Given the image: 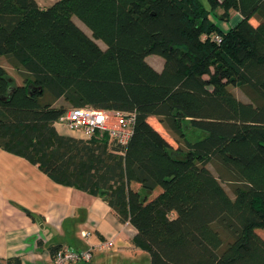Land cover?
Returning <instances> with one entry per match:
<instances>
[{
  "label": "trees",
  "instance_id": "obj_1",
  "mask_svg": "<svg viewBox=\"0 0 264 264\" xmlns=\"http://www.w3.org/2000/svg\"><path fill=\"white\" fill-rule=\"evenodd\" d=\"M208 3L0 0V57L21 79L0 61V147L105 200L150 264H264V0ZM83 106L134 112L130 137L59 132Z\"/></svg>",
  "mask_w": 264,
  "mask_h": 264
},
{
  "label": "crops",
  "instance_id": "obj_2",
  "mask_svg": "<svg viewBox=\"0 0 264 264\" xmlns=\"http://www.w3.org/2000/svg\"><path fill=\"white\" fill-rule=\"evenodd\" d=\"M56 127L61 132L58 122ZM74 132L61 133L80 137ZM135 233L101 197L56 183L24 157L0 147V264L12 257L21 264H51V246L93 248L88 261L72 264H150L149 254L132 242ZM106 238H112V245L99 248Z\"/></svg>",
  "mask_w": 264,
  "mask_h": 264
},
{
  "label": "built area",
  "instance_id": "obj_3",
  "mask_svg": "<svg viewBox=\"0 0 264 264\" xmlns=\"http://www.w3.org/2000/svg\"><path fill=\"white\" fill-rule=\"evenodd\" d=\"M135 113L121 110L96 109L89 106L72 107L60 119L82 138H89L95 132L107 131L121 143L130 137L135 123ZM88 231L82 235L87 236ZM112 245V238H106L98 243L99 248ZM93 248L75 250L61 246L52 256L51 264H72L75 261H88L92 257Z\"/></svg>",
  "mask_w": 264,
  "mask_h": 264
},
{
  "label": "rangeland",
  "instance_id": "obj_4",
  "mask_svg": "<svg viewBox=\"0 0 264 264\" xmlns=\"http://www.w3.org/2000/svg\"><path fill=\"white\" fill-rule=\"evenodd\" d=\"M54 1L56 0H37V2L39 3V5L43 6V7H47L49 6L50 4H52ZM201 2L203 3L204 6H208L209 3H208V0H201ZM211 18H213L215 21L217 20L216 16H211ZM232 19L229 21V22H218L222 25V27H228L229 25H231L232 23H235L238 19H239V15L238 14H234L232 17ZM72 19L74 20V22L80 26L89 36H91V32H90V29L81 21L79 20L76 16H73ZM251 22L252 23H256V21L254 19H251ZM95 41L101 46V47H105V44L103 43L102 40L100 39H95ZM4 57L1 56L0 57V61L2 63H4L7 68H8V73L10 75H12L18 82L21 81L20 77L18 76L17 72L15 69H13L10 65H8L6 63V61L3 60ZM146 60L147 62H149L152 66H154L155 68H160L162 67V63H163V58L159 55H156V54H150L146 57ZM156 68V69H157ZM232 89L234 90V92H236V94L242 98V99H245V96L239 91V89L237 87H232ZM59 104H64L67 108L70 107L69 104H67L66 102H64L62 99H60L58 102H57V105ZM150 119V120H149ZM148 121L152 122V124L156 127V129H158V131L173 145V146H176L177 143L176 141L174 140V138L166 131V129L162 126V124L157 120L156 117L152 116L151 118H148ZM58 129L61 130V132H65V131H72L71 129H69L68 127H66V125L63 123V121H61V119L59 120L58 122ZM75 133V132H74ZM77 133V132H76ZM75 133V135H76ZM78 134V133H77ZM210 167L213 169V167L210 165ZM224 186H226L227 189L228 186L223 183ZM259 230V233L262 237H264V234L262 232L261 229H258ZM87 232V231H86ZM148 255V254H147ZM148 257V256H147Z\"/></svg>",
  "mask_w": 264,
  "mask_h": 264
}]
</instances>
